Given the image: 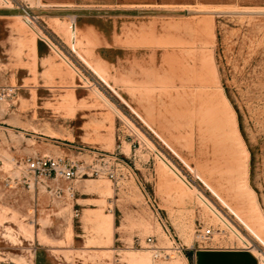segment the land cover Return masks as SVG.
Instances as JSON below:
<instances>
[{"label": "rangeland", "instance_id": "obj_1", "mask_svg": "<svg viewBox=\"0 0 264 264\" xmlns=\"http://www.w3.org/2000/svg\"><path fill=\"white\" fill-rule=\"evenodd\" d=\"M0 84L1 264H264V0H0Z\"/></svg>", "mask_w": 264, "mask_h": 264}, {"label": "built area", "instance_id": "obj_2", "mask_svg": "<svg viewBox=\"0 0 264 264\" xmlns=\"http://www.w3.org/2000/svg\"><path fill=\"white\" fill-rule=\"evenodd\" d=\"M25 19L32 22L30 14L25 11ZM12 95V90L0 84V101L8 99ZM27 172L34 179L41 180H55L62 179L70 181L77 175V169L75 165L70 160L55 159L49 157H40L27 162ZM24 182L31 187V180L25 177ZM52 190V189H51ZM53 195L60 197L63 194L62 189L55 188ZM68 194L73 197L74 190L71 186L67 188ZM198 237L201 240H209L212 237V230L206 229L204 231L198 232ZM148 242L151 243L152 240L148 238Z\"/></svg>", "mask_w": 264, "mask_h": 264}, {"label": "crops", "instance_id": "obj_3", "mask_svg": "<svg viewBox=\"0 0 264 264\" xmlns=\"http://www.w3.org/2000/svg\"><path fill=\"white\" fill-rule=\"evenodd\" d=\"M134 112V111H133ZM137 117L141 120L143 119L140 115L134 112ZM145 124L146 121L142 120ZM173 151V150H172ZM212 195L219 201V203L226 208L230 214L234 217V219L244 228V230L252 236L257 242H260L256 236H254L243 224L239 215L236 213V210L233 206V203L226 199L224 196L220 198L215 191L211 190ZM235 205V204H234ZM244 211V210H243ZM248 214H253L252 212L245 211ZM264 245V243H261ZM1 264V263H0ZM195 264H257V260L255 256L247 250H235L231 248H205L199 250L196 256V263Z\"/></svg>", "mask_w": 264, "mask_h": 264}, {"label": "bare ground", "instance_id": "obj_4", "mask_svg": "<svg viewBox=\"0 0 264 264\" xmlns=\"http://www.w3.org/2000/svg\"><path fill=\"white\" fill-rule=\"evenodd\" d=\"M23 21H24V23L27 25V26H32V23H30L29 21H27L26 19H23ZM162 158V157H161ZM161 160H163V159H161ZM165 160V159H164ZM169 164V163H168ZM167 167H169L171 170H172V172L174 173V174H176V176L177 177H179L182 181H183V183H184V180H183V178H181V175L171 166V164L170 165H168ZM178 178V179H179ZM198 198L201 200V201H203L205 204H207V202H206V200L201 196V195H198ZM213 208V207H212ZM217 213V212H216ZM215 216L217 217V218H219V219H221V216H219L218 214H215ZM249 218L250 219H252V226L255 228V230H257L258 232H260V230H261V225L259 224V222H258V218L255 216V215H253V214H249ZM221 220H223V218L221 219ZM230 228H231V226H230ZM231 231H232V233L234 234V235H236L237 236V238L241 241V243L242 244H244V246L245 247H252V245H251V243H248V242H245V240L242 238V237H240V235H238L236 232H235V230H233V227L231 228ZM237 231V230H236ZM238 232V231H237ZM262 232H264V231H262ZM242 236V235H241ZM246 239V238H245ZM178 264V263H177Z\"/></svg>", "mask_w": 264, "mask_h": 264}]
</instances>
